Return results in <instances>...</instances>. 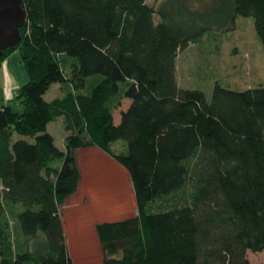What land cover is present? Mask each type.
<instances>
[{
	"label": "trees",
	"instance_id": "16d2710c",
	"mask_svg": "<svg viewBox=\"0 0 264 264\" xmlns=\"http://www.w3.org/2000/svg\"><path fill=\"white\" fill-rule=\"evenodd\" d=\"M21 5L20 39L0 55L18 51L28 75L21 109L0 108V264H73L62 207L81 181L76 151L92 146L126 170L136 203L96 224L102 264H252L247 251L264 249V86L216 80L207 97L179 85L176 62L240 16L264 47V0ZM54 83L65 93L48 101ZM58 118L63 149L48 131Z\"/></svg>",
	"mask_w": 264,
	"mask_h": 264
},
{
	"label": "rangeland",
	"instance_id": "374dc122",
	"mask_svg": "<svg viewBox=\"0 0 264 264\" xmlns=\"http://www.w3.org/2000/svg\"><path fill=\"white\" fill-rule=\"evenodd\" d=\"M160 0H147L156 4ZM177 79L181 87L198 88L210 97L216 80L235 90L264 86V47L256 35L254 19L240 16L237 27L228 32L206 34L199 42L190 44L177 57ZM66 73L68 69H65ZM10 74L12 93H7L5 74ZM28 75L18 51L12 52L0 65V108L9 104L21 109L19 100L13 99L16 87L27 82ZM15 88V89H13ZM65 91L54 83L44 95L46 100L62 96ZM121 106L114 109L115 119L126 109L129 100L122 98ZM55 144L64 148L66 135L63 118L48 124ZM17 135V134H16ZM122 140L116 141L117 149ZM81 172L77 191L68 197L62 207V219L69 255L73 264H102V251L96 224L115 221L136 214L132 184L126 170L99 148L85 147L76 151ZM61 159L52 163L60 167ZM252 264L264 263V249L247 251Z\"/></svg>",
	"mask_w": 264,
	"mask_h": 264
},
{
	"label": "water",
	"instance_id": "95a60500",
	"mask_svg": "<svg viewBox=\"0 0 264 264\" xmlns=\"http://www.w3.org/2000/svg\"><path fill=\"white\" fill-rule=\"evenodd\" d=\"M26 20L21 0H0V55L20 39V27Z\"/></svg>",
	"mask_w": 264,
	"mask_h": 264
},
{
	"label": "crops",
	"instance_id": "0c3cea01",
	"mask_svg": "<svg viewBox=\"0 0 264 264\" xmlns=\"http://www.w3.org/2000/svg\"><path fill=\"white\" fill-rule=\"evenodd\" d=\"M7 59V58H6ZM5 59V60H6ZM4 60V61H5ZM2 64V63H1ZM10 79H11V77H10V74L7 72L6 74H5V82H6V85H7V93L9 94V93H12L13 91H11V87H12V83L10 82ZM13 87H16V88H18L17 86H14L13 85ZM13 89H15V88H13ZM13 94V93H12ZM125 99H127V98H125ZM127 100H129V99H127ZM129 104H130V100H129V103H128V106H129ZM127 106V107H128ZM122 110H125V109H122ZM121 112V111H120ZM119 120H120V115H119V119L118 120H116L115 119V121H116V123H118L119 122Z\"/></svg>",
	"mask_w": 264,
	"mask_h": 264
}]
</instances>
